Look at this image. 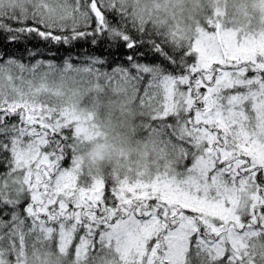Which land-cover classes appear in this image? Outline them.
Segmentation results:
<instances>
[{
    "label": "snow or ice",
    "instance_id": "obj_1",
    "mask_svg": "<svg viewBox=\"0 0 264 264\" xmlns=\"http://www.w3.org/2000/svg\"><path fill=\"white\" fill-rule=\"evenodd\" d=\"M25 2L0 0V264H264V35L226 0L187 39L180 0ZM61 65L142 89L164 167L84 169L104 133L43 98Z\"/></svg>",
    "mask_w": 264,
    "mask_h": 264
},
{
    "label": "trees",
    "instance_id": "obj_2",
    "mask_svg": "<svg viewBox=\"0 0 264 264\" xmlns=\"http://www.w3.org/2000/svg\"><path fill=\"white\" fill-rule=\"evenodd\" d=\"M200 0L201 11L198 19L193 16L180 21H170L173 24H179L181 28L180 39H187V36L193 31L194 21H202L206 17L212 7L211 0ZM193 2V1H192ZM197 2V0L195 1ZM184 5V3H182ZM193 3H188L184 6L187 11L193 10ZM31 0H26L25 9H29ZM143 8V5H141ZM178 19V18H177ZM187 19H191L190 22ZM56 57L54 62H62L65 52L61 49L59 52L53 50L52 53H45V57ZM74 59H79L73 53ZM47 84H57L62 87V94L50 95L48 91L43 98L47 99L52 104L64 106L66 103L77 105L80 108H95L102 107L101 114L107 121V129L110 127L112 119L123 115H132L134 118L133 125L121 127L112 130V133L117 137V148L107 151L103 154V158L95 159L92 155V149L89 151V145L85 141L81 146V151L78 153L80 165L84 169H91L100 173H120L124 175H132L136 170L130 171L126 169V165L132 163V158L137 161L139 157L135 155V150L140 147H146L147 150V171L153 173L157 168H163L168 162V153L165 149L161 137L152 131L155 127L149 119V108L146 103H142L143 91L135 84L122 81L118 77L98 76L96 73L85 72L81 67L74 66L71 69H64L61 65L47 78ZM139 147V148H138ZM89 151V156L85 154ZM127 156V157H126ZM122 159V160H121Z\"/></svg>",
    "mask_w": 264,
    "mask_h": 264
},
{
    "label": "rangeland",
    "instance_id": "obj_3",
    "mask_svg": "<svg viewBox=\"0 0 264 264\" xmlns=\"http://www.w3.org/2000/svg\"><path fill=\"white\" fill-rule=\"evenodd\" d=\"M193 1V2H192ZM180 0V3L176 7V21L182 22L184 19L193 16L194 19H198L199 13L201 11L200 0ZM208 3L209 1L206 0ZM212 7H214V0H211ZM184 3V5H182ZM188 3H193V10L187 11L184 6ZM227 3V16L225 17L224 24L227 28H232L238 30L239 33H247L249 36L254 37L257 40V50L260 47V37L264 35V3L262 0H226ZM224 6V0H221V7ZM171 12V9H170ZM211 12V11H210ZM210 14V13H209ZM178 18V19H177ZM202 21L196 20L193 24V30L197 22L203 24L206 17H203ZM188 22L191 19H187ZM62 86L53 84H47V91L50 95L62 94ZM67 106H75L78 110L82 112L92 111L95 114V122L100 126L104 135L99 138H93L86 140L89 145V151L92 149V155L94 154L95 159L103 158V155L108 147L110 150L117 148V137L112 133V130L119 129L125 125L129 128L133 125L134 118L132 115L124 116L120 115L114 119L111 124V128L107 129V121L104 119L102 107L95 108H80L77 105H72L66 103ZM139 148V147H138ZM89 151L85 154V157L89 156ZM135 155L139 157L137 161L132 158V163L129 162L126 165V169L130 171L146 173L147 171V150L146 147H140L135 150ZM127 157V156H126ZM122 160V159H121ZM80 163V161H79ZM155 172V171H154Z\"/></svg>",
    "mask_w": 264,
    "mask_h": 264
}]
</instances>
